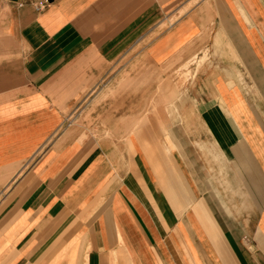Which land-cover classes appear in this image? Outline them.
<instances>
[{
    "label": "crops",
    "instance_id": "crops-1",
    "mask_svg": "<svg viewBox=\"0 0 264 264\" xmlns=\"http://www.w3.org/2000/svg\"><path fill=\"white\" fill-rule=\"evenodd\" d=\"M35 1L0 0V264H264V0ZM194 55L187 127L61 128L122 59Z\"/></svg>",
    "mask_w": 264,
    "mask_h": 264
},
{
    "label": "rangeland",
    "instance_id": "rangeland-1",
    "mask_svg": "<svg viewBox=\"0 0 264 264\" xmlns=\"http://www.w3.org/2000/svg\"><path fill=\"white\" fill-rule=\"evenodd\" d=\"M2 16L3 14L0 12V21ZM205 58L201 57L200 60L197 56L187 57L180 63L171 65L168 67L169 69L163 71L160 70L162 66L157 68L148 65L147 71L143 72H140L139 58L132 61L131 70L124 71L121 67V70H119V65H123L122 59L118 62L116 71L110 77L109 86L107 81H105L96 92L85 95V103L77 105L69 113L61 128H67L70 140L74 138V136H70L74 131L79 133V139L85 138L87 132H90L93 135L92 138H105L109 142L118 144L125 137L113 135L102 137L98 136L97 132L100 129L102 131L110 127L112 129L115 128L118 133L120 128H123L125 123L123 118L124 106L126 105L123 103L124 98L126 101L130 99L132 101L131 120H128L131 127L142 124L150 129L153 128L154 121L146 117L156 108L166 109L171 116H174V122L181 123L187 127L189 123L187 111H190L195 103L194 98L190 97L188 93L187 86L195 79L198 68L205 61ZM197 60L199 61L198 63ZM186 64L188 65L183 67ZM96 93L98 95L97 98L92 100V95ZM104 100H106V104L99 102ZM141 100L142 102H140ZM79 111H83L81 115L78 114ZM99 113H105V117L110 115V118L97 117L96 115ZM94 117H97V119H93ZM128 123L127 126H129Z\"/></svg>",
    "mask_w": 264,
    "mask_h": 264
},
{
    "label": "built area",
    "instance_id": "built-area-1",
    "mask_svg": "<svg viewBox=\"0 0 264 264\" xmlns=\"http://www.w3.org/2000/svg\"><path fill=\"white\" fill-rule=\"evenodd\" d=\"M47 4V0H38L32 3L36 12H41ZM21 5V4H20Z\"/></svg>",
    "mask_w": 264,
    "mask_h": 264
},
{
    "label": "bare ground",
    "instance_id": "bare-ground-1",
    "mask_svg": "<svg viewBox=\"0 0 264 264\" xmlns=\"http://www.w3.org/2000/svg\"><path fill=\"white\" fill-rule=\"evenodd\" d=\"M192 1H193V0H192ZM190 2H191V1H190ZM195 2H196V1H195ZM193 3H194V1H193ZM198 3H199V2H198ZM192 5H193V4H192ZM210 6H211V5H210ZM210 6H209V7H210ZM206 7H208V6H206ZM208 9H209V8H208ZM181 13H182V12H181ZM181 13H180V14H181ZM178 14H179V13H178ZM243 17H244V16H243ZM224 35H225V34H224ZM217 37H218V35H217ZM225 38H226V37H225ZM225 38H224V39H225ZM215 39H216V35H215ZM226 40H227V39H226ZM227 41H228V40H227ZM213 42H214V41H213ZM216 42L218 43V40H217ZM225 42H226V41H225ZM214 43H215V42H214ZM230 44H231V43H230ZM226 45H227V44H226ZM215 47H216V46H215ZM220 47H221V46H220ZM231 47H233V46H231ZM215 49H216V48H215ZM227 49H228V48H227ZM219 50H220V49H219ZM221 50H222V49H221ZM222 51H223V50H222ZM228 51H229V49H228ZM228 51H227V52H228ZM234 51H235V50H234ZM216 52H217V51H216ZM227 52H226V53H227ZM230 53H232V52H229V54H230ZM233 53H234V52H233ZM215 54H216V53H215ZM232 55H233V54H232ZM232 55L230 56V59L233 60V58H231ZM233 56H235V58H237L236 54L233 55ZM194 57H196V56L194 55ZM227 57H229V56H227ZM228 59H229V58H228ZM194 60H195V59H194ZM200 60H201V58H200ZM204 60H205V59H204ZM208 60H209V59H208ZM188 61H189V60H188ZM193 62H194V61H193ZM198 62H199V61L197 60V63H198ZM201 62H202V61H201ZM232 62H233V61H232ZM187 65H188V64L184 65L183 67H185V66H187ZM183 67H182V68H183ZM187 72H188V71H187ZM180 73H181V72H180ZM225 73L228 74V72H225ZM227 74H226V75H227ZM186 75H187V74H186ZM186 79H187V78H186ZM181 86H182V85H181ZM165 107H166V106H165ZM170 107H171V106H170ZM174 111H175V110H174ZM185 111H186V110H185ZM169 113H170V112H169ZM172 119H173V118H172ZM166 148H167V147H166ZM123 149H124V148H123ZM167 150H168V148H167ZM168 151H169V150H168ZM123 152H124V151H123ZM208 152H209V151H208ZM209 153H210V152H209ZM168 154H169V152H168ZM121 158H122V157H121ZM104 206H106V205H104Z\"/></svg>",
    "mask_w": 264,
    "mask_h": 264
}]
</instances>
